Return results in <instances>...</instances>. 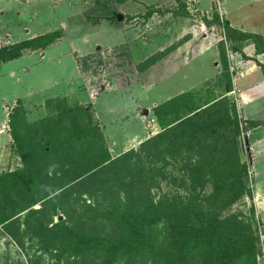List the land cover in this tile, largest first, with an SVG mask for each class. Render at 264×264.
Returning <instances> with one entry per match:
<instances>
[{"label":"rangeland","instance_id":"374dc122","mask_svg":"<svg viewBox=\"0 0 264 264\" xmlns=\"http://www.w3.org/2000/svg\"><path fill=\"white\" fill-rule=\"evenodd\" d=\"M105 1L31 0L33 5H22L19 0H0V17L6 24H0V48L37 32H62L46 49L26 50L20 58L0 66V128L5 137L0 140V177L28 172L11 122L18 101L23 104L18 121L29 133L27 140L35 130L45 128L42 121L73 109L64 119L60 135V141L68 138L69 158L83 148L88 156L91 151L108 150L111 160L124 159L115 167L117 174L110 171L117 180L106 182L108 175L89 177L61 191L55 221L66 219L68 212L80 228L116 234L120 227L115 213L112 218L105 214L115 207L119 210L122 203L135 204L147 192L156 201L168 198L180 203L193 192L203 197L214 186L210 181L191 190L194 181L189 160L209 156L213 150L204 142L193 151L182 149L180 154L173 150L161 154L154 145L143 147L162 131L156 108L170 103L174 112L180 103L201 107L225 101L239 115L238 151L248 166L249 189L230 205L220 206V217L239 222L259 236L257 254L240 264H264V53L260 52L264 49V0H228L226 4L225 0H212L213 10L208 14L191 0L110 2L106 3L108 10ZM68 8L72 11L67 12ZM225 10L230 19H241L250 30L245 32L263 38L233 39ZM17 18L23 24L10 38L7 35ZM29 27L28 35L23 28ZM77 122L89 138L73 140ZM151 151L153 157L148 156ZM184 155L186 158L181 157ZM69 164L64 166L67 171L73 169V163ZM55 167L60 172L64 168ZM6 180L0 185V204L5 197L9 201L4 202L8 204L5 210L0 206V216L17 213L23 223L20 228L19 222L14 226L18 239L0 223V264H69L68 253L59 254L57 246L53 249L41 235H35L32 229L38 215L31 218L34 220L28 217L34 209L52 213L53 207L43 200L22 211L25 195L16 191L9 176ZM13 201L19 206L14 207ZM96 259L81 257L76 264H107V260ZM113 264L156 263L146 254L137 262L125 257Z\"/></svg>","mask_w":264,"mask_h":264},{"label":"trees","instance_id":"16d2710c","mask_svg":"<svg viewBox=\"0 0 264 264\" xmlns=\"http://www.w3.org/2000/svg\"><path fill=\"white\" fill-rule=\"evenodd\" d=\"M126 1L128 0H106L103 6L108 10L106 3L119 5ZM97 3L102 4V0H97ZM104 15H107V11ZM87 17L91 19L90 15ZM94 23H99V20H94ZM228 27L232 30V38L235 40L263 38L257 33L245 32L229 25ZM61 36V31H54L5 45L0 48V65L20 58L26 50L46 49ZM260 52L264 53V49ZM188 96L191 97L189 94ZM20 101L13 110L11 122L14 128L13 136L28 172L20 171L6 177L11 178L18 193L25 195L23 200L27 203L21 207L22 211L43 200L48 207H53L52 213L43 208L34 209L28 217L31 219L38 215L36 220L31 219L35 225L28 223L34 225L32 230H35V235H41L42 241H47L53 249L57 246L59 254L68 253L69 264H76L81 257L86 260H107V264H113L117 259L125 257L129 262H137L146 254H151L156 264H192L196 260L199 264H240L245 258L257 254L259 236L255 231L251 228L246 231L239 222H229L220 217V206L230 205L249 189L248 166L238 151L237 138L241 134V127L235 106L231 108L227 102L220 101L201 107L180 103V107L174 112L170 111V103L161 104L156 108L162 131L146 141L143 147L154 145L161 154L171 150L174 154H180L186 150L193 151L199 147V143L204 142L205 147L213 150L209 151V156L189 160L192 166L191 179L194 181L191 190H196L198 184L204 185L212 181V191L203 197L193 192L189 199L183 198L180 203L177 200L171 202L168 198L156 201L147 192L135 204L122 203L119 210L115 207L108 211L107 215L104 213L109 218L115 213L120 231L116 234H102L96 228L85 230L78 227L75 224L76 219L68 212L66 219L55 221L54 216L58 215L59 211V195H63L61 191L64 189L79 185L89 177L97 179L108 175L106 182L117 180L112 178L110 171L117 174L115 167L124 158L111 160L108 150L106 153L99 152L101 156L91 151L88 156L86 153L89 151H84L83 148L74 157L69 158L66 153L69 152V147L65 148V145H69L68 138L60 141V135L65 125L64 119L68 113L74 111L73 109L50 117V121H42L45 128L35 130L33 137L27 140L29 133L24 132L25 128L18 121L23 111ZM75 127L76 130L71 136L73 140L81 141L83 137H90V134L81 132L79 122ZM182 149L184 151H181ZM174 154L173 156H178ZM153 155L152 151L148 154L149 157ZM181 157L186 158V155ZM68 161L73 163V169L67 171L64 166ZM55 164H58L59 168L64 167L61 172L60 169H55ZM6 177H0L3 179L0 185L7 182ZM5 189L3 186V191ZM6 198L8 197L0 204L1 210H5L8 205L5 204L9 201ZM12 205L19 206V203L13 201ZM216 209H219V212ZM15 214L8 216L4 213L0 216V223L5 225L13 238L18 239V230L16 231L14 226L19 222L20 228L23 222L17 219L18 214Z\"/></svg>","mask_w":264,"mask_h":264},{"label":"crops","instance_id":"0c3cea01","mask_svg":"<svg viewBox=\"0 0 264 264\" xmlns=\"http://www.w3.org/2000/svg\"><path fill=\"white\" fill-rule=\"evenodd\" d=\"M20 1V4H22V5H33V3H35V2H32L31 3V0H19ZM40 1V0H39ZM60 1H62V0H60ZM191 1H195V2H197L198 4H200V10L201 11H203V13L204 14H208V13H211L212 12V10H213V7L211 6V3H212V0H210L211 2H210V5H209V1H208V3H207V1L206 0H191ZM227 1L228 0H225V4L227 3ZM37 3H39V2H37ZM42 4H44L43 2H42ZM64 6V5H63ZM63 6H61V7H63ZM61 7H59V8H61ZM21 10H23L22 8H21ZM68 11H72V9H67V12ZM225 12H226V14H227V16H228V19H229V22H231V24H232V26L233 27H236V28H239V29H242V30H244V31H250L247 27H246V25L245 24H242L241 23V19H238V20H236L235 18H234V20L233 19H230V17H229V15H228V11H226L225 10ZM4 12H2V14H3ZM19 14H21L20 12H18ZM1 16V15H0ZM20 19H18L17 18V20H16V22H15V24L13 25L14 27L11 29L12 31H9V34L7 35L8 37H10V38H12L13 36H14V34L16 33V34H18V31H16L19 27H20V24H23V22H20L19 21ZM34 20V18H32L31 19V21H33ZM30 21V22H31ZM0 24L1 25H6V24H4V21H2V19H1V17H0ZM18 24H19V26H18ZM23 30H25V32L29 35L30 33H31V28L29 27V28H23ZM27 30V31H26ZM47 33H49V32H47ZM43 33L41 32V33H36V34H31L30 35V37H28V38H26V39H31V38H34V37H36V36H38V35H42ZM44 34H46V32L44 33ZM44 54V56H45V52L43 53ZM75 62H77L76 60H75ZM1 66V65H0ZM70 92V90H68L67 92H65V94H68ZM22 99V98H21ZM3 130L0 128V140L2 139H4L5 137L3 136ZM1 140V141H2ZM0 141V142H1Z\"/></svg>","mask_w":264,"mask_h":264},{"label":"built area","instance_id":"2783aa9c","mask_svg":"<svg viewBox=\"0 0 264 264\" xmlns=\"http://www.w3.org/2000/svg\"><path fill=\"white\" fill-rule=\"evenodd\" d=\"M218 2V1H217Z\"/></svg>","mask_w":264,"mask_h":264}]
</instances>
